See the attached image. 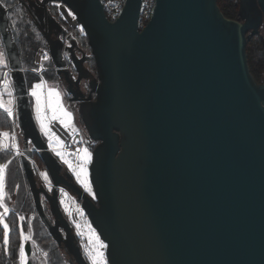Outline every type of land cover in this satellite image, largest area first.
Segmentation results:
<instances>
[{
	"label": "water",
	"instance_id": "water-1",
	"mask_svg": "<svg viewBox=\"0 0 264 264\" xmlns=\"http://www.w3.org/2000/svg\"><path fill=\"white\" fill-rule=\"evenodd\" d=\"M50 2L76 16L96 76L85 74L76 56L67 60L68 30L42 18ZM140 7L141 0H128L116 22L100 0H45L36 11L61 80L72 85L70 61L78 79L90 80L89 94L71 101L91 104V122L78 112L93 144V199L69 171L61 173L65 166L38 129L9 9L0 1L18 125L33 149L20 159L39 215L57 236L64 225L73 240L58 197V188L66 189L89 207L109 264H264V82L253 76L247 55L264 23V0H239L236 20L217 0H157L142 31ZM34 153L48 174L38 177L40 188ZM42 198L59 219L55 225ZM25 250L30 258V242Z\"/></svg>",
	"mask_w": 264,
	"mask_h": 264
},
{
	"label": "trees",
	"instance_id": "trees-1",
	"mask_svg": "<svg viewBox=\"0 0 264 264\" xmlns=\"http://www.w3.org/2000/svg\"><path fill=\"white\" fill-rule=\"evenodd\" d=\"M218 5L224 15L230 19H238L239 17V0H217ZM11 6L9 7V17L10 22L13 27V31L15 34V41L19 47L20 56L22 60V66L24 69V76L26 79L27 86H31L34 80H41L40 76L36 75L31 68H35L34 66V57L36 50L39 47H43L47 53L48 57L46 60V65L48 66L49 70L43 73L42 78H46L48 80L55 79L56 81L61 80L60 76L57 74L55 70V65L49 53V46L44 39L42 33L40 32L36 22L32 20L31 15L26 11V13L30 16L28 18L27 15H22L20 10L23 8L21 6L15 5V3H10ZM56 5V4H55ZM16 12H19L21 15L16 16ZM58 17L57 21L62 24L64 27V23L62 22L61 15L59 11H57ZM19 15V14H18ZM30 19V20H29ZM264 24V23H263ZM263 26V25H262ZM261 26V28H262ZM37 28V30H35ZM261 28L258 34H255L251 37L247 44V55H248V62L250 65L251 72L255 79L258 82H261L259 79L258 73L264 69V35L261 32ZM68 30L67 27L64 28ZM40 33V34H39ZM60 37V36H59ZM85 38L76 39L75 42L82 43V47L80 49L76 48L75 56L78 60L82 62V65H87L90 69L91 73L95 76L97 75L96 65L93 58L90 57L91 49L88 43V38L86 35L83 36ZM66 52V57H67ZM68 60V57H67ZM70 67V65H69ZM5 72V71H3ZM3 72L0 70V79H3ZM89 92V91H88ZM89 94V93H88ZM67 95V93H66ZM87 95V94H86ZM77 114L80 116L78 110ZM81 117V116H80ZM77 118V115H76ZM79 127H81L80 122L78 119L76 120ZM81 122L82 118H81ZM84 130L85 128L81 127ZM12 129V125L8 117L5 113L0 109V130H7ZM86 134V133H85ZM86 136V135H85ZM33 160L35 165H33L35 171V180L37 188H40L41 183L38 179L37 169L39 170H46L45 162L39 156V154L34 153ZM0 161L3 164H7V174H6V202L8 206V214L7 219L10 226V233H9V255L4 254L3 250V239H2V231L3 229L0 228V264H19L18 259V250L20 244V229L23 228L25 235H31L34 241L43 249L44 252H47L49 258H41L42 262L47 264H91L87 256L82 252L81 246L76 235L75 230L69 224V221L63 216L66 220V223L71 228L72 238L68 243L69 245H63L60 243V236H57L52 230L46 226L42 217L39 215L37 210L35 199L33 195V190L29 183L27 177V168L24 167L22 160L18 157H15L11 153H0ZM10 161V163H9ZM18 187V188H17ZM17 189V190H16ZM15 200V204L12 203L11 200ZM42 202L44 204L45 210L47 215L49 216L50 220L54 223L55 221L58 222L59 219L57 218L56 214L49 210L51 207L50 204L42 198ZM13 204V205H12ZM62 212H64L62 210ZM28 215V217H27ZM34 215L32 222L30 223V216ZM53 215L54 218L51 217ZM23 216L24 220H20L19 217ZM30 226L32 227V233L30 232ZM66 227L64 225H60L59 230L60 232L64 233ZM30 242L32 245L31 240L26 241ZM25 242V244H26ZM32 255L30 258L34 264H36L35 256V248L32 245ZM61 251V253L59 252ZM34 254V255H33ZM45 259V260H44Z\"/></svg>",
	"mask_w": 264,
	"mask_h": 264
},
{
	"label": "snow or ice",
	"instance_id": "snow-or-ice-1",
	"mask_svg": "<svg viewBox=\"0 0 264 264\" xmlns=\"http://www.w3.org/2000/svg\"><path fill=\"white\" fill-rule=\"evenodd\" d=\"M71 15V13H69ZM83 30V29H81ZM45 59L47 55L45 54ZM0 67L9 68L8 60L3 51H0ZM10 69L9 71L3 72V79H0V109L6 113L8 117H13L15 115L14 108L16 105V97L14 96V85L13 81L10 78ZM33 71H37L33 69ZM75 78V77H73ZM46 84V81L41 79L38 83H35L31 86L29 94L35 98V111H36V119L40 124L41 131L45 133V135L49 136L52 139L51 131L46 123L47 117L43 115L42 112V95L43 89ZM7 97V99H5ZM55 98V107L53 110V119H60L61 123H64L67 126L71 122L72 114L65 111L60 103V93L54 89H49L47 93V99L49 106H52V98ZM59 113V115H57ZM8 132L0 133V136L9 137ZM56 143L59 144V140L56 139ZM5 148L9 147L7 144L3 145ZM11 147L16 148V144H12ZM56 151V154L64 159L63 153ZM81 163L78 166V170H75V175L78 181L84 186V188L93 196V199L96 198L95 193L92 192L91 184L88 181V165L92 163V153L88 150V148H83L78 153ZM71 168L72 165L68 160L64 161ZM10 163V161H9ZM7 168V164L0 165V200L3 198L2 189L4 187V178H5V170ZM45 178H47L46 174ZM63 191V190H62ZM5 212H7V208H5ZM19 219L22 221L24 217L21 216ZM0 223L3 224V250L4 254L9 255V233L10 227L9 224L3 222V218L0 217ZM79 227V225L77 226ZM90 241L93 242L92 246L86 249L87 258L90 260L91 264H109L107 257L105 256L104 250L107 249L108 245L105 244L102 240H100L99 236L96 235L94 229H90ZM31 236L25 235L23 228L20 229V244L18 250V259L19 264H28V254L25 250V242L30 241ZM32 245L35 246V241L31 240ZM34 255V254H33ZM45 257L48 255L47 253L43 254Z\"/></svg>",
	"mask_w": 264,
	"mask_h": 264
},
{
	"label": "built area",
	"instance_id": "built-area-1",
	"mask_svg": "<svg viewBox=\"0 0 264 264\" xmlns=\"http://www.w3.org/2000/svg\"><path fill=\"white\" fill-rule=\"evenodd\" d=\"M128 0H100V3L102 4V7L104 9V13L106 15V18L110 22H116L122 15ZM157 0H141V7L139 11V17L137 20L138 30L142 31L144 30L150 20L153 17L155 8H156ZM62 22L64 25L68 28V33L73 34L78 39H80L82 36L85 35L84 30H81L82 27L78 23L77 18L75 15H70V11L67 9L65 4H61L58 9ZM45 54L48 57L47 51L43 47H39L36 50L34 62L37 71H32L37 74L38 76L42 77L43 73L48 70V68L45 67L44 61ZM50 128L61 139L62 146L60 148V151L68 154L70 156V159L72 161V164H76L79 160V151L82 150L85 146V133L84 130L81 127H78L76 129H69L61 124V122L58 119H51L50 120ZM0 133H3V131L0 130ZM13 139L16 140L17 147L13 148L11 147L12 143L11 141L7 140V137L0 136V152H15L17 156H23L26 155L27 151H33L32 148H26L21 143V136L18 132V130L14 127V131L12 133ZM12 138V137H11ZM7 144L9 147L5 148L3 145ZM33 164L34 160L31 158ZM39 170V169H37ZM63 190V191H62ZM58 197L61 201L63 197L68 194L69 197L70 192H68L64 188H58ZM67 218L69 220L70 225L73 227V229L76 232V235L78 237L81 250L87 256L86 249L89 247V239L87 235L80 230L79 227H77L79 224H82L83 218L80 213V210L78 206L75 204L74 201L71 200L69 207Z\"/></svg>",
	"mask_w": 264,
	"mask_h": 264
},
{
	"label": "rangeland",
	"instance_id": "rangeland-1",
	"mask_svg": "<svg viewBox=\"0 0 264 264\" xmlns=\"http://www.w3.org/2000/svg\"><path fill=\"white\" fill-rule=\"evenodd\" d=\"M56 5H51L50 6V10L52 11V13L57 17V18H59L58 17V14H57V11H58V9H59V6L62 4V2H57V3H55ZM66 6V5H65ZM67 7V9L70 11V13L72 14V15H74V13L68 8V6H66ZM20 13L22 14V15H27L28 16V18L30 17L27 13H26V11H25V8H22L21 10H20ZM19 12H16V16H20L21 14H20ZM19 14V15H18ZM30 20V19H29ZM66 27V26H65ZM35 30H37V28H35ZM38 31V30H37ZM39 32V31H38ZM261 32L263 33V35H264V24H263V26H262V28H261ZM40 34V33H39ZM82 39H84L85 40V38L82 36ZM0 51H3L4 53H5V55H6V51H5V47H4V43H3V41H2V38H1V34H0ZM7 57V56H6ZM47 60V59H46ZM46 60L44 61V65H45V67L46 68H48V66L46 65ZM34 65H35V62H34ZM34 67H36V65L34 66ZM33 68H31L30 70H32ZM49 69H50V67H49ZM48 69V70H49ZM0 70L3 72V71H8V68L7 69H5V68H2V67H0ZM258 75H259V79H260V81L261 82H264V69H262L259 73H258ZM40 80H34V82H32V85H34L35 83H38ZM44 81H46V84H45V86H44V89L42 90L43 91V95H42V98H41V101H42V112H43V115L44 116H46L47 117V121H46V123L48 124V127H49V129H50V131H51V134H52V139H50V137L49 136H47V135H45V133L44 132H42L41 131V128H40V124L38 123V121H37V119H36V111H35V104H36V102H35V98L34 97H32L30 94V98H32V111H33V115L35 116V119H36V122H37V124H38V127H39V129H40V132H41V134H42V136H43V138H44V141L46 142V144H47V146H48V148L50 149V150H52V152L59 158V160H60V162L67 168V170L69 171V173L70 174H72L73 175V177H74V179L76 180V182L85 190V192L90 196V197H92L93 198V196H92V194H90L85 188H84V186L80 183V181H78L77 180V178H76V175H75V170H78V166H79V164L81 163V160H80V158H79V160H78V162L76 163V164H72V161H71V159H70V156L68 155V154H66V153H64V152H62V151H60V148H61V146H62V141H61V139H59V137L57 136V135H55V133H53V131L51 130V128H50V119H53L52 117H53V110H54V107H55V98L53 97L52 98V106H49V104H48V99H47V93H48V90L49 89H54V90H56V91H58L59 93H60V103H61V105H62V107L64 108V110L65 111H67V112H69V113H71L72 114V118H71V122L67 125V126H65V124L64 123H61L62 125H64L65 127H70V128H74V129H76V128H78L79 126H76V124H75V116H74V111H75V109H79L80 111H81V113L84 115V117H85V119H86V121H88V122H91V116H90V113H89V110H90V102H85V103H82V104H79V102H77V103H75V102H73V101H71V99H69L67 96H66V94H65V89H64V81H65V78L64 79H62V80H60V82L59 81H56L55 79H50V80H48V79H44ZM31 85V86H32ZM31 86H29V91H30V88H31ZM73 103V104H72ZM57 115H59V113H57ZM77 119H78V121L80 122V126L81 127H83V128H85L84 127V124H83V122H81V117L77 114ZM59 121H60V119H58ZM61 122V121H60ZM75 126H76V128H75ZM2 131V130H1ZM4 131H6V132H10L11 131V129H7V130H3V132ZM56 139H58L59 140V144H57L56 143ZM12 143L13 144H16V140L15 139H13V141H12ZM17 145V144H16ZM93 144L91 143V142H88V141H86L85 140V146H84V148H88V150L92 153V158H93ZM53 149H56L57 151H60V152H62L63 153V157H64V159H61V157L60 156H58L57 154H56V151H54ZM65 160H68L69 161V163H71V165H72V167L70 168L69 167V165L68 164H66L64 161ZM0 165H4L1 161H0ZM89 167H90V164L88 165V181L90 182V184H91V181H90V173H89ZM37 173H38V177L40 176L41 178H44L45 177V175L44 174H46V176L48 177V174H47V172H46V170H37ZM6 174H7V169L5 170V178H4V187H3V189H2V194H3V198H2V200H0V217H2L3 218V222H6V223H8V219H7V214H8V209H7V212H5V208H8V206H7V202H6V197H7V193H6ZM44 176V177H43ZM18 188V187H17ZM91 188H92V192L94 193V190H93V187H92V184H91ZM17 190V189H16ZM70 197H69V195L68 194H66L64 197H63V199L60 201V205H61V207H62V210L65 212V213H67L68 212V207H69V204H70V202H71V200L72 201H74L75 202V204L78 206V208H79V210H80V213H81V215H82V218H83V222H82V224H79V228H80V230L82 231V232H84L86 235H87V237H88V239H89V236H90V229H94L93 227H92V225L90 224V222L88 221V218H87V216H86V212H88V210H89V207L88 206H85L84 208H82V206H81V202L76 198V197H74L71 193H70ZM12 201V203L13 204H15V200H11ZM12 204V205H13ZM27 217H28V215H27ZM34 218V215H32V216H30V223L32 222V219ZM9 224V223H8ZM10 227V226H9ZM0 228H2L3 229V224L2 223H0ZM30 229H31V233H32V227L30 226ZM95 230V229H94ZM95 233H96V235L97 236H99L98 235V233L96 232V230H95ZM2 234H3V231H2ZM32 234H30V236H31ZM100 238V237H99ZM2 239H3V236H2ZM34 238L33 237H31V240H33ZM100 240H101V238H100ZM92 244H93V242L92 241H90V239H89V247L90 246H92ZM34 248H35V256H34V258L36 259L35 261H36V264H47V263H45V262H42L41 260V258H49L50 256H44L43 254L44 253H47V252H44L43 251V249H41V247L35 242V246H33ZM33 251V250H32ZM59 252L61 253V251L59 250ZM104 252H105V250H104ZM44 259V260H45ZM90 261V260H89ZM91 263V262H90Z\"/></svg>",
	"mask_w": 264,
	"mask_h": 264
},
{
	"label": "flooded vegetation",
	"instance_id": "flooded-vegetation-1",
	"mask_svg": "<svg viewBox=\"0 0 264 264\" xmlns=\"http://www.w3.org/2000/svg\"><path fill=\"white\" fill-rule=\"evenodd\" d=\"M0 1L8 9H9V7H13V6L10 5V3H15V5H18V6H21V7L25 8V10L31 15L33 21H37V19H38L37 16L40 15V14L38 15L36 13V11H39L40 9L44 8V5H45V0H0ZM31 2H33L34 4H32ZM51 5H55V3L54 2L46 3V7H47L46 10L48 11L49 15L48 16H46V15L42 16V18H44L45 22H46V20L49 21L50 19H51V21H55V20L57 21V18L55 17V15L50 10V6ZM57 23H58V21H57ZM59 25L62 27V29L65 28L62 24L59 23ZM55 32L57 33L58 32V29ZM68 37L70 39L65 42V46L68 47V48L66 47L67 48L66 49L67 50L66 52L68 53L67 54L68 59H70V57L72 55L75 56L76 48L77 49H80L82 47V45H81L82 43L75 42L76 39H78V38L76 36H74L73 34L68 35ZM74 66H75L74 63H72V61H70V70L72 72V76H71V81H72L71 83H72V85H70V84H68V83H66L64 81V85H65L64 88H65L66 92L70 89L69 88V85L72 88L71 90L74 91L72 96H68L67 95V97L69 99H71L72 97H74L75 94L78 95V93L80 91H84V92H86V94L89 93L88 90H87V88H88V83H89L90 80L89 79H86L84 77L82 79L81 78L78 79V77H79L80 74H79L78 69H76V67H74ZM84 69H85L84 70L85 74H87V75H93V73H91V71H90V69L88 68L87 65H84ZM73 77H75V78H73ZM78 83H79V85H78ZM67 172H68L67 168L66 167H63L61 173L62 174H65ZM39 181L42 182L41 179H39ZM49 210L51 211L52 208L51 209L49 208ZM62 213H63L64 217L66 218L67 214L65 212H62ZM51 217L54 218L53 215H51ZM67 219L68 218H66V220ZM67 221H69V220H67ZM69 241H70V239H69V237L65 233H62V235H60V243L61 244H63L64 246L67 245V244L69 245V243H68Z\"/></svg>",
	"mask_w": 264,
	"mask_h": 264
},
{
	"label": "crops",
	"instance_id": "crops-1",
	"mask_svg": "<svg viewBox=\"0 0 264 264\" xmlns=\"http://www.w3.org/2000/svg\"><path fill=\"white\" fill-rule=\"evenodd\" d=\"M8 71H9V68H8ZM37 75V74H36ZM11 78V77H10ZM41 79H43L44 80V78H42V77H40ZM28 89H29V87H28ZM65 94H66V91H65ZM67 96V95H66ZM29 98H30V95H29ZM5 99H7V97H5ZM30 102H31V106H32V98H30ZM73 104V103H72ZM2 111H3V109H1ZM4 112V111H3ZM14 112H15V115L13 116V117H8L7 115H6V113H5V115L8 117V119L10 120V122H11V125H12V129H11V131L10 132H8L10 135H9V137H7V140L8 141H11V143H12V141H13V131H14V127L18 130V132H19V134H20V136H21V138H22V140H21V143H22V145L23 146H25V142H24V139H23V135H22V130L20 129V127H19V125H18V115H17V107H16V105H15V108H14ZM76 115H77V109H75V111H74V116H75V124H76V126H79L78 124H77V118H76ZM34 116V115H33ZM34 120H35V122H36V119H35V116H34ZM51 120V119H50ZM36 124H37V122H36ZM37 126H38V124H37ZM76 126H75V128H76ZM67 128H69V129H74V128H70V127H67ZM38 129H39V127H38ZM3 131V130H2ZM39 131H40V129H39ZM4 132H6V131H4ZM12 137V138H11ZM13 144V143H12ZM31 145V144H30ZM0 153H11V154H13L15 157H18V158H20V156H17L16 154H15V152H0ZM8 209V208H7Z\"/></svg>",
	"mask_w": 264,
	"mask_h": 264
}]
</instances>
